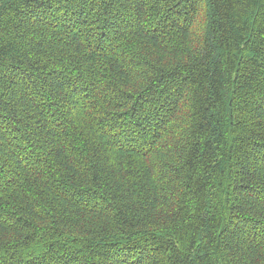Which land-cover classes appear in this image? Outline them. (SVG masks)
<instances>
[{"label":"trees","instance_id":"16d2710c","mask_svg":"<svg viewBox=\"0 0 264 264\" xmlns=\"http://www.w3.org/2000/svg\"><path fill=\"white\" fill-rule=\"evenodd\" d=\"M0 264H264V0H0Z\"/></svg>","mask_w":264,"mask_h":264}]
</instances>
